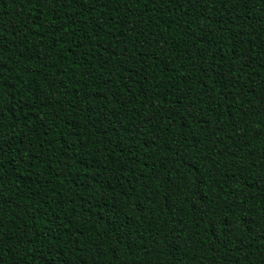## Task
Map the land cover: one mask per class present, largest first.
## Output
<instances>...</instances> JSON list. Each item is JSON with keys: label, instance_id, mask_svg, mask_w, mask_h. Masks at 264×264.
<instances>
[{"label": "trees", "instance_id": "trees-1", "mask_svg": "<svg viewBox=\"0 0 264 264\" xmlns=\"http://www.w3.org/2000/svg\"><path fill=\"white\" fill-rule=\"evenodd\" d=\"M0 264H264V0H0Z\"/></svg>", "mask_w": 264, "mask_h": 264}, {"label": "snow or ice", "instance_id": "snow-or-ice-1", "mask_svg": "<svg viewBox=\"0 0 264 264\" xmlns=\"http://www.w3.org/2000/svg\"><path fill=\"white\" fill-rule=\"evenodd\" d=\"M229 231H231V227H229Z\"/></svg>", "mask_w": 264, "mask_h": 264}]
</instances>
